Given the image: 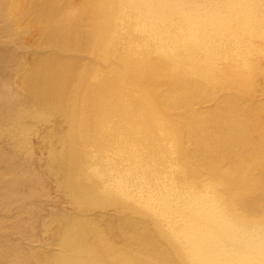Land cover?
<instances>
[{"label": "bare ground", "instance_id": "1", "mask_svg": "<svg viewBox=\"0 0 264 264\" xmlns=\"http://www.w3.org/2000/svg\"><path fill=\"white\" fill-rule=\"evenodd\" d=\"M0 14L19 94L3 183L50 231L20 264H264V0Z\"/></svg>", "mask_w": 264, "mask_h": 264}, {"label": "rangeland", "instance_id": "2", "mask_svg": "<svg viewBox=\"0 0 264 264\" xmlns=\"http://www.w3.org/2000/svg\"><path fill=\"white\" fill-rule=\"evenodd\" d=\"M11 40L13 35L0 14V105L19 98L14 83V64L10 58L15 46L8 44ZM14 126L15 124H9L0 127V131L3 132L0 133V148L3 150H11L14 147L11 142ZM37 141L38 139L35 138V143ZM4 166L5 164L0 162V242L10 250L0 260V264H20V252L41 248L43 243L50 240V231H44L40 218L30 214L27 196L9 190L3 183V178L8 177L3 169ZM15 226H19L21 230H15ZM26 226L29 229L34 228L37 236H32L26 230ZM2 247L3 245H0V250Z\"/></svg>", "mask_w": 264, "mask_h": 264}]
</instances>
